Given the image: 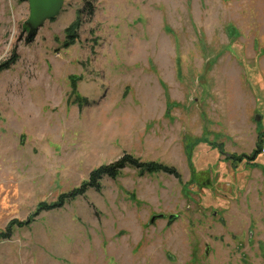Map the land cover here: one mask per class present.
I'll list each match as a JSON object with an SVG mask.
<instances>
[{"label": "rangeland", "instance_id": "374dc122", "mask_svg": "<svg viewBox=\"0 0 264 264\" xmlns=\"http://www.w3.org/2000/svg\"><path fill=\"white\" fill-rule=\"evenodd\" d=\"M28 16L0 0V64L17 56L0 72V232L124 154L179 178L104 177L14 227L0 264H264V0H64L30 37Z\"/></svg>", "mask_w": 264, "mask_h": 264}, {"label": "trees", "instance_id": "16d2710c", "mask_svg": "<svg viewBox=\"0 0 264 264\" xmlns=\"http://www.w3.org/2000/svg\"><path fill=\"white\" fill-rule=\"evenodd\" d=\"M79 24L80 23L76 21L73 24V26H71L70 28L66 30L65 40L63 42L64 48H68L75 43L76 39L78 38L77 29L79 28ZM16 61H17V56L13 52L11 55V58L7 62L0 64V72L9 69L12 64L16 63ZM72 85H73V91H75V80L72 81ZM261 150H262L261 145H258L251 156H248V157L232 156V159L236 161H242L243 158H246L248 161H252L253 159L256 158V155L261 152ZM126 167L136 169L140 175L166 173V174H170V175H173L179 178L178 172L172 167H167L163 164L154 163V162H149V163L140 162L138 159L134 158L132 155L124 154L122 157H120L115 162L108 164V165H102L98 167L97 169L93 170L89 174L88 180L86 182H83L78 188L73 189L69 193L61 194L58 197L56 202H53L51 204H47V203L39 204L38 208L36 209L35 213H33L32 216L39 215V213L42 210H50V209L62 207L66 203V201H69V200L75 199L78 196L84 195V193L88 189L94 188L95 190L99 191L100 181L104 177H110L112 179H115L121 174L122 169ZM31 217L26 222H20L18 220L10 221L6 229L0 232V240L3 238L5 239L9 238L12 234V229L14 227L16 226L23 227V226L30 224Z\"/></svg>", "mask_w": 264, "mask_h": 264}, {"label": "water", "instance_id": "95a60500", "mask_svg": "<svg viewBox=\"0 0 264 264\" xmlns=\"http://www.w3.org/2000/svg\"><path fill=\"white\" fill-rule=\"evenodd\" d=\"M29 6V16L24 22V25L28 29V36L34 35L42 25L49 20L58 16L62 9L64 0H27ZM256 121L260 120V117L255 118ZM175 216H170L169 220H172ZM154 221V217L150 222ZM208 250H206L207 254Z\"/></svg>", "mask_w": 264, "mask_h": 264}]
</instances>
